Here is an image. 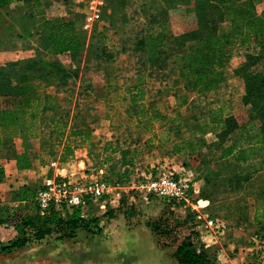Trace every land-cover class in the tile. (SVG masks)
Returning a JSON list of instances; mask_svg holds the SVG:
<instances>
[{"label": "rangeland", "instance_id": "rangeland-1", "mask_svg": "<svg viewBox=\"0 0 264 264\" xmlns=\"http://www.w3.org/2000/svg\"><path fill=\"white\" fill-rule=\"evenodd\" d=\"M254 2L256 11L264 16V0ZM71 5L76 9L73 18L86 46L75 58L68 53L58 55L72 76L59 80L57 75L53 79L49 85L50 104L56 113L67 114L73 128L86 126L82 128L91 134L72 137L70 149L74 154L61 162L72 164L85 158L88 165L83 173L72 177H83L91 183L106 180L111 190L102 199L91 196L87 228H78L70 236L69 228L53 225V231L41 239L36 238L33 228L21 226L18 232L15 224H21L24 213L0 196V203H4L0 207V264H179L174 253L183 238L196 230L192 229L193 222L187 221L190 214L194 215L190 203L202 198L211 199L209 210L204 209L224 222L232 212L244 213L250 225L245 226L238 241L248 244L250 237L245 240V234L260 231V226L252 223L256 206L242 209V204L236 203L241 199L236 201L232 191L244 187L249 180L264 182V176L258 175L264 170V151L246 163L222 159L223 144L217 131L204 127L209 111L215 108L234 114L239 122L248 120L251 110L242 100L246 80L237 71L245 56H233L216 89L199 93L184 81L171 88L173 80L163 81V76L153 71L151 64H144V56L133 48L138 31L153 22L169 35L196 27L195 0H106L99 16L92 15L84 0H9L7 4L0 3V65L33 56L34 48H39L42 41L35 30L43 28L45 20L71 19L66 14V6ZM103 28L108 31L102 36L107 49L100 50L97 56L91 49V40L95 41L93 36ZM139 75L147 80L149 96L158 101L164 113L152 126L147 119L138 122L123 90ZM172 125L177 128L166 132L165 128ZM200 125L203 131H198ZM245 136L246 133L242 141ZM22 142L19 139L18 146L22 147ZM48 144L32 140L27 145L43 153L47 166L61 155L56 151L48 153L52 150ZM49 167L44 177L19 188L27 197L25 213L36 212L32 193L52 172ZM163 167L177 174L186 173L192 179L198 193L190 202H181L173 209L163 199L147 194L149 173ZM8 218L9 224L5 222ZM22 234L29 241L21 247L11 246ZM210 248L216 252L218 264H232L221 245ZM240 256V263L247 262L246 254ZM255 261L264 264V257Z\"/></svg>", "mask_w": 264, "mask_h": 264}, {"label": "trees", "instance_id": "trees-1", "mask_svg": "<svg viewBox=\"0 0 264 264\" xmlns=\"http://www.w3.org/2000/svg\"><path fill=\"white\" fill-rule=\"evenodd\" d=\"M8 1L0 0V3L7 4ZM195 7L198 20L196 27L169 35L153 22L138 31L133 50L144 56V64H151L155 69L153 71L163 76V81L173 80L169 87L173 88L177 82L184 81L187 87L199 93L218 88L225 78L223 69L233 56L237 53L245 56L244 63L237 71L243 73L246 80L242 100L251 110L248 120L239 122L234 114L225 113L223 108H215L209 111V121L204 127L217 131L223 144L222 159H233L239 163L255 160L264 151V16L256 11L254 0H195ZM42 27L35 30L42 41L39 48H34L33 56L0 65V150L10 144L18 145L17 141L23 140V150L19 156V165L23 167L30 164L29 154L36 152L35 149L27 148L29 141L49 143L52 150L48 153L59 152V147L63 145L64 150L57 158L65 161L74 154L73 149H70L72 137L91 134L86 128L69 129L67 114L53 111L50 104L52 96L49 94V85L57 75L59 80L72 76L58 55L68 53L77 57L85 48L86 39L74 19L57 22L45 20ZM107 33L106 28H103L93 36L96 40H91V49L96 51L97 56L100 50L107 49L102 44V36ZM123 90L138 122L147 119L152 126L164 116L158 101L149 96L148 83L142 75ZM46 113L51 114L47 117ZM204 127L200 125L197 129L203 131ZM175 128L177 126L172 125L166 127L165 131ZM244 133L247 136L242 141ZM65 135L66 140L63 139ZM129 162L132 163V159ZM254 181L249 180L247 185L233 191L245 188ZM263 184L255 182L260 187ZM34 193L35 190L32 198ZM19 197L16 199H27L25 193ZM255 206V222L252 223L260 226V231L254 235L261 242L264 239V198L257 201ZM34 207L36 212L24 213L21 218L23 221L15 224V228L18 232L21 226L22 229H36L37 239L50 234L53 225L63 230L69 228L71 236L76 229L87 228L90 223V216H82L80 209L69 212L52 206L47 213L42 214L37 205L34 204ZM9 219L5 221L8 224ZM198 236L199 233L194 231L183 238L174 253L179 264H218L216 252L198 240ZM29 239L22 234L11 242V246H24ZM256 262L253 259L251 263Z\"/></svg>", "mask_w": 264, "mask_h": 264}, {"label": "crops", "instance_id": "crops-1", "mask_svg": "<svg viewBox=\"0 0 264 264\" xmlns=\"http://www.w3.org/2000/svg\"><path fill=\"white\" fill-rule=\"evenodd\" d=\"M66 8V14L68 16H71V19H74L73 16L76 13L75 7H72L71 5V7L66 6ZM233 59L234 57L231 60ZM71 127L72 124L70 123L69 129ZM82 127L86 126H80L79 128ZM64 138H67V136L65 135ZM63 148V145L59 147L58 150L60 154H62L64 150ZM35 151V153L29 154V166L23 167L19 165V156L22 152L21 146L10 144L0 150V196H4L5 200H11L8 202V204L14 203L16 207H19V210L17 211L22 213L28 211V205L25 201L16 199L20 198L19 196L22 194L19 188L21 186L24 187L25 185H30L40 177H44V174L50 169V165L47 166V164L45 163V157H43V153L38 152L37 150ZM64 165L66 167L64 173L75 174L83 173L88 163L85 158H82L80 160H74L72 164L65 162ZM45 166H47L46 169ZM259 175L264 176V170L260 171ZM255 182L256 181H254L253 183H249L248 186H246L244 189H239L232 192V197H234L236 201L237 199H241V203H239L238 201L236 203L240 205L242 204V209L246 207L247 210H250L251 208H254L257 201L264 198V186H257L255 185ZM197 193L198 192H196V194ZM17 194L18 197L15 196ZM12 195H14L15 197H13ZM201 202H203V204ZM199 203L201 206L207 207L206 210H209L208 204L211 203V201L209 199L202 198L198 200V203H195L194 201L190 203V205H192L193 207L191 208V210L193 211L194 215H190V217L187 218V221L190 223L193 222L192 229H196L195 232L199 233L198 240L203 242L207 247H219V245H221L224 251L229 253L232 264H250L253 261L252 253L255 248L254 242H257L258 239L256 238V235L251 234V236H249V234L246 233L245 240L250 237V241L248 242V244L243 245L238 241L241 237L240 234H244L243 232L245 226L248 227L250 225V222L248 220L246 221L245 215L241 214V212H232L230 219H227L226 226L223 232H221L220 235H215V233L210 228L199 224V222L197 221L196 211L201 208V206L198 205ZM2 204L4 203H0V207ZM195 209L197 210L194 211ZM223 240L225 241L223 242ZM261 242L264 245V239H261ZM243 253L247 255L248 260L245 263H240V255Z\"/></svg>", "mask_w": 264, "mask_h": 264}, {"label": "built area", "instance_id": "built-area-1", "mask_svg": "<svg viewBox=\"0 0 264 264\" xmlns=\"http://www.w3.org/2000/svg\"><path fill=\"white\" fill-rule=\"evenodd\" d=\"M92 15L99 16L106 0H84ZM52 172L48 173L42 186L35 190L33 202L37 205L42 214L47 213L52 206L57 209H66L73 212L80 209L81 214L87 217L89 200L91 196L102 199L111 190V184L106 180L97 179L89 182L80 178H73L74 174L64 173L66 169L59 159L50 161ZM146 180V192L151 196L163 199L171 208H175L181 202H190L197 192L192 179L186 173H175L163 167L149 173ZM199 206L200 203L198 204ZM201 206L196 212V219L199 224L210 228L215 235H220L225 229L226 222L221 218L211 215ZM264 257V245L257 241L253 250V259Z\"/></svg>", "mask_w": 264, "mask_h": 264}]
</instances>
